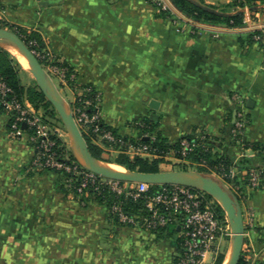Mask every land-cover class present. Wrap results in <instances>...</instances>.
<instances>
[{"label": "crops", "instance_id": "0c3cea01", "mask_svg": "<svg viewBox=\"0 0 264 264\" xmlns=\"http://www.w3.org/2000/svg\"><path fill=\"white\" fill-rule=\"evenodd\" d=\"M192 1L221 14L243 12L246 22L228 27L195 21L171 0H163L173 13L166 17L158 15L150 0H0V4L12 24L39 33L44 50L59 63H50L47 70L69 105L81 86L89 84L101 94V119L122 136L137 138L136 123L148 117L158 122L155 132L171 143L195 127L215 139L213 154L232 161L234 181L211 175L241 205L243 250L264 260V186L254 188L248 181L250 167L264 166V159L247 146L264 142V49L257 42L241 41L252 31H264V2L234 8L231 0ZM183 21L197 23L196 31L183 29ZM66 65L72 68L69 77ZM20 77L25 88L32 86L26 85L21 72ZM153 100L157 108L152 107ZM24 101L45 114L27 94ZM238 112L246 120L242 132L234 136L231 131L225 140L228 121L235 124ZM9 122L0 111V264L174 263L177 234L123 225L106 205L81 202L63 175L31 168L35 146L28 133L12 138ZM94 142L104 154L115 152L98 138ZM165 160L161 170L178 162L174 155ZM216 254L208 253L204 264H215Z\"/></svg>", "mask_w": 264, "mask_h": 264}, {"label": "built area", "instance_id": "2783aa9c", "mask_svg": "<svg viewBox=\"0 0 264 264\" xmlns=\"http://www.w3.org/2000/svg\"><path fill=\"white\" fill-rule=\"evenodd\" d=\"M154 1L157 3L158 9L159 6L168 8L163 0ZM182 23L183 29L188 28L193 32L197 29V23L192 21H183ZM214 35L218 36L217 33ZM254 38L264 49V34L255 35ZM36 54L47 60L52 56L46 50L43 52L36 51ZM87 91L89 89L79 92L76 100L80 101V105L71 108L77 124L83 133L92 129L98 134V139L114 142L115 136L111 131L100 130L99 124L102 120L100 116L101 94L97 93L95 99H92L87 97ZM235 99L238 103L244 102L240 95L236 94ZM90 105L97 107L93 114L87 111ZM0 109H3L4 113L11 119L10 135L12 138H20L28 133V130H31L28 135L36 150L31 163L32 169L37 171L63 169L78 173L77 165H66L59 159L56 151L57 143L53 136L56 134L61 136V129L51 124L43 112L21 100L1 73ZM245 123L244 114L238 112L235 127L232 129L234 136L241 134ZM136 124L139 125L140 121ZM24 125H26L25 128ZM147 149L146 145L140 143L136 146H130L129 152L134 156L148 153ZM191 150L190 142L186 139L183 140L182 148L179 151L180 159H186ZM233 175L234 170L230 168L228 176ZM248 181L249 185L254 188L264 186V166L250 167ZM71 182L72 180L66 181L70 189L73 187ZM102 183L107 184L117 198L123 195L133 197L142 206L140 210H128L120 200H116L109 207V212L111 216L117 218L119 223L151 231L171 225L176 228L175 234L178 235L180 250L176 254L173 264H204L208 253L218 252L219 239L231 232L226 213L223 216L219 213L220 204L218 201L204 191L184 184H161L157 189L150 191L151 184L106 178L86 169L85 175L77 187L78 194L75 195L80 199L87 198L89 197L87 185H95V189H98ZM242 259L245 264H264V260H257L249 249L243 250Z\"/></svg>", "mask_w": 264, "mask_h": 264}, {"label": "trees", "instance_id": "16d2710c", "mask_svg": "<svg viewBox=\"0 0 264 264\" xmlns=\"http://www.w3.org/2000/svg\"><path fill=\"white\" fill-rule=\"evenodd\" d=\"M174 5L186 14L188 17L195 21H200L204 23L214 24V25H223L228 27H240L245 24V14L243 12L234 13V14H221L214 11H210L204 9L200 5L196 4L192 0H171ZM258 1L264 2V0H231L229 6L234 8H243L249 7L252 8ZM154 6L158 7L157 3L154 0H150ZM158 15L160 16H172L173 13L169 8H163L159 6ZM14 26L10 24V27ZM17 33L20 34L23 39L28 43L31 49L37 52H43L44 47L42 45L41 37L39 33L36 31H28L25 28L17 26ZM264 31L255 30L250 32L246 38H241L242 43L252 44L258 42L254 38L255 35H263ZM12 53L5 49L4 47L0 46V73L5 77L7 82L10 86L14 89L15 93L21 100H24V94L28 95V98L37 106H41L45 110V116L49 119L51 124L55 125L56 123L62 124L63 122L61 118L58 116L56 110L52 106V104L46 99L44 94L38 89L36 86H30L25 88L22 84V80L20 77V63L16 59H13L11 56ZM42 64L46 67L50 63L52 64H59L56 60L48 61L46 58L39 57ZM17 60V61H16ZM20 64V65H19ZM65 65V64H64ZM22 66V65H21ZM23 68V67H22ZM24 69V68H23ZM66 71V76L69 77L72 68L68 65L64 66ZM25 70V69H24ZM73 86H75L72 82H70ZM89 89L87 91V97L95 99L96 94L98 91L92 85H82L81 90ZM80 105V101L76 100L72 107ZM97 107L95 105H90L88 107V113L93 114L96 112ZM1 112L4 113L3 109H0ZM234 123L231 119H229L228 124L225 130V140H229L231 137V131L234 127ZM11 126V119L9 122V127ZM101 131H111L115 136V141L110 142L106 139L102 140V143L114 149L116 153V157L113 161L121 166H124L126 169L129 170H140V171H147V172H156L161 170L160 163L166 161L165 158L168 155H174L177 158H180L179 151L182 148V141L188 140L191 144L192 150L189 151L186 159L190 160L191 162L198 163V170L204 173H212L215 172L216 174L222 176L228 181H234L232 176H228L229 169L232 166V161L225 157L214 155L212 153L213 147L215 146V139L211 138L208 134H205L204 137L198 131V128H193L189 133L184 135L181 139L176 142H169L163 135L158 132H155L156 127L158 126V122L151 118H141L140 124L136 127L139 130L137 138H129L126 136H122L118 133L117 129L112 127L111 125L107 124L103 120H101L100 124ZM28 130V129H27ZM31 130H28L30 133ZM97 133H95L92 129L88 132L84 131V136L88 142L89 148L91 153L101 161L103 160L104 149L94 142L97 139ZM53 138L56 140L57 146L56 151L58 153L59 159L61 162L65 163L66 165H77L78 173L74 171H66V170H56V169H47L50 171L58 172L59 174L63 175L64 179L68 182L72 180V192L74 194H78L77 187L80 185L85 172L86 168L83 167L79 159L75 156L73 150H71L64 141V139L59 135H54ZM144 144L148 147L147 151L152 157L144 156L141 154H136L131 156L129 152L130 146H136L138 144ZM252 147L256 152L263 156L264 159V142L262 143H254L252 145H247ZM111 154L110 152H108ZM264 165V162H263ZM185 167V166H184ZM187 167V166H186ZM159 187V185H152L150 191L155 190ZM86 189L89 192V197L82 198L81 202L87 203L95 201L100 204L106 205L108 208L116 201L120 200L123 206L128 210H140L142 206L139 204V201H136L133 197H126L122 196L117 198L116 195L112 192L107 184H100L98 189H95V185L88 184ZM219 213L223 216L225 213L221 206L218 208ZM115 221L118 222L116 217L111 216ZM176 232V228L174 226H167V227H159L154 232L158 233L159 235L163 234L164 232ZM180 250V249H179ZM225 260V254L219 253L216 256L215 264H223ZM175 261V260H174ZM240 264H245L244 260L242 259Z\"/></svg>", "mask_w": 264, "mask_h": 264}, {"label": "water", "instance_id": "95a60500", "mask_svg": "<svg viewBox=\"0 0 264 264\" xmlns=\"http://www.w3.org/2000/svg\"><path fill=\"white\" fill-rule=\"evenodd\" d=\"M199 5V4H198ZM204 9L214 11L213 8L203 6ZM0 39H7L18 46L22 53L29 59L30 71L33 73L39 90L44 94L46 99L52 104L57 114L61 118L63 125L68 133L76 140L86 161H81L75 155L83 167L106 178L141 182L151 185L161 184H184L212 196L218 201L226 213L233 235V253L229 264H240L243 255L245 221L243 211L237 197L231 193L220 181L199 170L191 169H172L159 170L156 172H147L140 170H129L124 166L123 171H113L101 167L98 160L90 151L88 142L76 122L75 116L70 108L66 105L64 98L61 96L58 88L52 83L45 66L42 64L36 51L31 49L28 43L17 32L0 26ZM49 81L51 83H49ZM152 107L157 108L156 101L151 102ZM152 118H158V115H151ZM26 125H24V128Z\"/></svg>", "mask_w": 264, "mask_h": 264}, {"label": "rangeland", "instance_id": "374dc122", "mask_svg": "<svg viewBox=\"0 0 264 264\" xmlns=\"http://www.w3.org/2000/svg\"><path fill=\"white\" fill-rule=\"evenodd\" d=\"M217 3H219V2H216V3H214V5L216 4V5H218ZM210 5H213V3L212 4H210ZM223 5H225V4H223ZM218 6H220V5H218ZM10 24H12V22L6 17V14H5V6H4V4H0V26H2V27H5V28H8V29H10V30H13V31H15V32H17L16 30H17V26L18 25H16V24H12V25H14V26H11L10 27ZM28 30V29H27ZM28 31H30V30H28ZM12 57H13V59H15L14 58V55L12 54L11 55ZM53 57L52 56H50V58H48V61H52L51 59H52ZM17 59V58H16ZM17 61V60H16ZM20 65V64H19ZM48 66V65H47ZM47 66L45 67V69H46V71H47V73H48V75H49V77L51 78V81H52V83L58 88V90H59V92H60V94H61V96L63 97V95H62V93H61V91H60V89H62V87H61V85L59 84V83H56L55 82V80H54V78H53V73L52 72H49L48 70H47ZM20 69H21V75H22V77H23V79H24V81H26L25 83H26V85L28 86V85H32V86H36V87H38L37 86V83H36V80H35V77H34V75L31 73V71H25L23 68H22V66L20 65ZM58 70V69H57ZM61 72H59L60 74L62 73H64V69H61L60 70ZM59 74V75H60ZM60 87V88H59ZM39 89V88H38ZM64 98V97H63ZM65 100V99H64ZM76 101V100H75ZM66 102V101H65ZM66 105L67 106H70V108H72V105H69V103H67L66 102ZM59 116V115H58ZM55 125H57V126H59V127H61V135H62V138L64 139V141H66V143L68 144V146H69V148L72 150V146H73V139H72V137H71V135L68 133V131H67V129L65 128V126L64 125H62V124H59V123H56ZM204 135L205 134H202V136L204 137ZM100 140H103V139H100ZM111 148V147H110ZM112 149V148H111ZM116 151L115 152H113V153H111V154H109V153H106V154H103V160L104 161H107V162H113V163H115L114 161H113V159L116 157ZM212 153H213V150H212ZM177 158V157H176ZM178 159V162H176V163H172V165H164L163 167H162V170H172V169H191V170H198V163H196V162H191L190 160H187V159H180V158H177ZM186 160V161H185ZM185 166V167H184ZM187 166V167H186ZM206 174H211V173H206ZM210 176H212V177H214V178H216L214 175H210ZM212 197V196H211ZM229 233H231V232H229ZM225 237V238H224ZM224 237H221L220 239H219V248H218V252H217V254L218 253H223V254H225V258L227 257V255L229 256V257H227L228 258V260L230 261L231 260V254H232V250H233V235H230V234H228V235H225ZM216 254V255H217ZM229 261H228V263H229Z\"/></svg>", "mask_w": 264, "mask_h": 264}, {"label": "bare ground", "instance_id": "6f19581e", "mask_svg": "<svg viewBox=\"0 0 264 264\" xmlns=\"http://www.w3.org/2000/svg\"><path fill=\"white\" fill-rule=\"evenodd\" d=\"M0 46L9 50L17 58V60L22 65V67L25 69V71H27V72L30 71L29 59L22 53V51L18 48V46L16 44H14L12 41L7 40V39H0ZM49 83H51V82L49 81ZM72 139H73V146H72L73 152L75 153V155H77V157L81 161H86V157L82 154L76 140L73 137H72ZM98 164L103 168L113 170V171H123L124 170V168L121 165H119L117 163H113V162L98 160ZM232 253H233V250H232ZM228 255H227V257H229ZM227 257L225 258L223 264H229L230 263V261L228 260ZM228 261H229V263H228Z\"/></svg>", "mask_w": 264, "mask_h": 264}]
</instances>
